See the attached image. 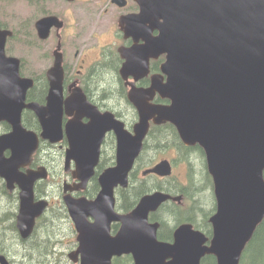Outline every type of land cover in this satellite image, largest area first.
I'll use <instances>...</instances> for the list:
<instances>
[{"label":"water","instance_id":"1","mask_svg":"<svg viewBox=\"0 0 264 264\" xmlns=\"http://www.w3.org/2000/svg\"><path fill=\"white\" fill-rule=\"evenodd\" d=\"M139 1L137 18L155 23L159 30L157 36L146 40L145 50L166 53L162 65L166 81L154 83L145 93L158 91L170 103L150 106L137 100L140 116L132 136L123 131L121 123L111 121L109 128L117 132L121 128L117 162L101 175L102 190L93 201L67 196L65 202L78 227L86 223L85 218L74 217L79 206L86 207V213L97 210L107 226L111 221H121L119 231L108 242L114 247L113 253H131L134 264H201L205 254L214 255L216 264H239L245 244L264 217V0ZM9 33L0 30V79L7 83L6 92L0 84V97L5 92L0 119L8 120L14 130L0 137V152L12 147L13 153L9 159L0 155L2 176H6L11 158L21 156L17 144L20 137L29 138V155L36 147L34 133L19 124L23 107L39 115L41 137L55 141L58 138L51 135L59 133L60 115L54 112L60 111L62 101V72L52 68L46 105L24 103L31 82L19 77L18 59L4 54ZM47 109L54 114L46 117L43 110ZM150 119L154 123L171 122L185 144L198 143L205 150L217 202L210 217L213 236L209 245H204L205 237L191 231L188 224L175 230L173 243L156 239L157 224L148 223L147 215L171 198L168 194L144 195L125 215L113 212V187L126 185ZM97 155L98 147L90 163L87 152L76 163L78 172L84 174L83 181L93 172ZM148 172L168 175L170 164L163 159ZM36 176L34 172L25 177L20 192L18 227L23 236L30 233L35 216L45 205L44 201H33ZM0 263L8 264L1 254ZM81 264L89 262L82 259Z\"/></svg>","mask_w":264,"mask_h":264},{"label":"flooded vegetation","instance_id":"2","mask_svg":"<svg viewBox=\"0 0 264 264\" xmlns=\"http://www.w3.org/2000/svg\"><path fill=\"white\" fill-rule=\"evenodd\" d=\"M140 12L139 0H0V29L11 32L5 40V52L19 58L20 75L32 80L26 90V101L45 106L49 88L48 72L52 68H60L62 72L61 109L54 112L60 115L59 133L51 135L57 137V140L41 138L39 135L43 124L37 112L29 108L22 110L23 127L38 135V148L30 159V165L20 166L18 170L26 172L28 168L46 169L32 185L35 199L46 201V206L35 220V226L44 229L50 227L44 230L43 236L34 238L31 243L44 245V254L37 256V264H79L82 259H86L89 264H108V261L112 264H132L131 254L113 253L114 247L108 242V238L114 236L122 224L111 221L106 227L105 221L95 220L100 214L91 213L86 215L84 231H80L72 219L64 196L67 194L73 198L93 199L101 191L102 173L116 163L121 129L117 132L114 127L109 128V124H113L111 121L122 123V127L131 135L140 115L137 100L142 103L146 101L150 106L170 103L158 91L145 93L154 83L166 81L167 76L162 70L166 53H155L151 48L149 52L145 50L146 40L157 36L159 30L155 23L138 19ZM50 112L53 113L48 109L43 110L46 117L50 116ZM2 122L0 132L8 131L10 125ZM163 125L171 123L157 126ZM155 127L150 122L147 138ZM172 142H148L145 137L142 149L128 174V185H116L113 188L115 210L128 212L142 195L155 191L180 196L179 200L169 198L163 201L155 211L149 212L148 221L158 224L157 239L172 242L177 227L189 224L191 231L200 232L205 237L204 244H210L213 235L210 216L216 210V204L206 210L201 207V201L199 207V200L185 196L199 186L195 182L190 183L189 171L185 175V183L180 182L175 173L159 176L146 172L155 162L166 157L159 149H165L164 152L176 151L181 155L178 149L170 147ZM17 144L27 150L29 138L20 137ZM183 146L189 148L191 154L197 148L200 149V170L203 169L213 186L204 148L197 144ZM96 147L99 151L93 172L82 182L84 174L76 171V163L86 152L91 155L87 159V163H90ZM3 154L8 157L10 150L5 148ZM168 158L174 161V158ZM191 158L188 156L186 160L180 159L186 163L188 170L195 167L191 166ZM24 161H27L24 155L16 159L18 164ZM204 183L200 180V192L204 189ZM140 184L143 194L128 197V201H134V205L126 209L122 205L125 196ZM181 188L186 189L182 191ZM0 194L5 195L8 201L0 205V215L5 219L0 222H8L3 225L4 228L15 227L18 187L14 184L12 190H8L0 178ZM15 199L17 204H14ZM186 204L190 205L185 209ZM176 207L180 209L177 213L174 210ZM170 212L187 213L188 217L173 221ZM77 213L84 217L82 210ZM13 237L9 236L8 240L12 242ZM30 239H18L26 251L25 255L22 254L23 264L31 261L26 248ZM205 259L208 264L216 263L212 254H205L202 263Z\"/></svg>","mask_w":264,"mask_h":264},{"label":"trees","instance_id":"3","mask_svg":"<svg viewBox=\"0 0 264 264\" xmlns=\"http://www.w3.org/2000/svg\"><path fill=\"white\" fill-rule=\"evenodd\" d=\"M158 128V130H157ZM154 134V135H152ZM148 142H172V145L170 147H175L176 149H178L181 152L180 155V159L184 158L185 160L187 159L188 156L192 157V154L189 152V148L184 147L183 144L180 142V140L178 139V135L176 134V130L172 125H163V126H156L154 128L153 133L150 134V136L147 138ZM169 147V148H170ZM198 152L200 153V149L197 148ZM159 150H163V149H159ZM196 152V151H195ZM194 152V154H196ZM193 164H191L192 166ZM203 169H197V166L193 167V170L189 169V174H190V183L195 182L197 183L199 186L195 187L194 192L190 191V193L185 194L186 197L190 198L191 196L193 197V199H197V201L199 200V202H197V206L200 207V194H205L206 195V188L210 187V182L206 177V174H204V172L202 171ZM193 174V175H192ZM192 178V181H191ZM201 178V179H200ZM200 180H203L204 183V189L201 190L200 192ZM188 188V187H186ZM186 188H181L182 191H185ZM143 190L142 188V184H140L139 186L135 187L127 196H125L126 198L123 200V207H125L126 209L133 206L134 205V201H128V197H134L137 194H143V192H141ZM181 191V190H180ZM181 191V192H182ZM207 196V195H206ZM206 200V199H205ZM196 201V200H195ZM204 200L201 201V205H203L202 208L205 209L204 204L205 201ZM194 202V201H193ZM196 204V203H195ZM199 209V208H197ZM177 213L179 212L178 208L176 207L174 209ZM178 210V211H177ZM202 212V209H201ZM165 213H167V210L165 211ZM174 212H170V215L172 216L173 221H180L182 219H184L185 217H188L187 213L184 215L183 212H181V214H175ZM3 215H0V221H4L5 219H3L2 217ZM185 216V217H184ZM167 218H171L170 216H168ZM6 221H8V218L6 219ZM1 223V222H0ZM50 227L48 226L45 230L49 229ZM14 228L12 227V229L10 230H3V233L0 234V251L1 252H8V248H6V240L7 237L13 235ZM15 241V237H13V241ZM264 219L262 220V222L257 226V228L255 229L251 239L249 240V242L247 243L246 249L244 250L243 254H242V258L240 261V264H242V262L244 261V258L247 256V253L249 254V250L251 248L252 245H255V247L257 246V252L256 255L259 256L260 258H255L257 259L260 263L259 260L262 259V255L264 254ZM43 247L44 245L39 243L37 245L34 244H28V246H26V248L32 252V254L36 253L37 256H39L41 253L42 255L43 253ZM11 249V248H10ZM264 256V255H263ZM205 264H208V260L205 259L204 262Z\"/></svg>","mask_w":264,"mask_h":264},{"label":"rangeland","instance_id":"4","mask_svg":"<svg viewBox=\"0 0 264 264\" xmlns=\"http://www.w3.org/2000/svg\"><path fill=\"white\" fill-rule=\"evenodd\" d=\"M46 150L48 152V149H46ZM166 155H167L166 157L169 156V157L174 158V173L178 175L179 178H177V179L180 182L185 183L186 182L185 175L189 171L185 165L186 163H184V162L182 163L178 159V154L176 153V151L175 152L174 151H167ZM190 161L193 164V166H197V169H200V155L199 154L192 155V158ZM210 193H211V189L208 187V188H206V195L207 196L205 194H200V201H202V200L205 201L204 207L206 208V210H210V208L212 207L211 197L209 196V195H211ZM4 203H6V202H4ZM189 205L190 204H186L184 208L186 209ZM201 207H203V205H201ZM6 223H8V222H6ZM5 224L0 223V232L1 233H3V230H4L3 225H5ZM40 227H38L37 231L40 229ZM263 245H264V243H263ZM13 246H15L14 252L19 251L18 253L13 252L14 253L13 264H23L22 262L24 260L22 259L21 245H13ZM256 249H257V246L256 247H255V245L251 246V248L249 250V254L247 253V256L244 258V261L242 262V264H264V256H263L264 254L262 255V259L259 260L260 263L257 262L258 261L257 259H255V258H260L259 256L256 255V252H257ZM29 259L31 260L30 261L31 263L35 262L37 260L36 253L32 254Z\"/></svg>","mask_w":264,"mask_h":264}]
</instances>
